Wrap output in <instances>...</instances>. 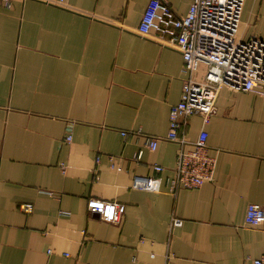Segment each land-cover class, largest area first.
Segmentation results:
<instances>
[{
	"label": "crops",
	"instance_id": "obj_1",
	"mask_svg": "<svg viewBox=\"0 0 264 264\" xmlns=\"http://www.w3.org/2000/svg\"><path fill=\"white\" fill-rule=\"evenodd\" d=\"M166 1L184 16L193 0ZM148 3L0 0V264H252L264 254V223L245 221L248 204L264 208L263 98L223 87L206 126L189 117L178 134L208 131L215 179L170 193L182 146L166 137L188 73L181 53L136 33ZM241 35L264 39V0H245ZM137 175L161 176V190L133 188ZM90 198L124 204L121 220L91 213ZM174 217L183 224L172 228Z\"/></svg>",
	"mask_w": 264,
	"mask_h": 264
},
{
	"label": "built area",
	"instance_id": "obj_2",
	"mask_svg": "<svg viewBox=\"0 0 264 264\" xmlns=\"http://www.w3.org/2000/svg\"><path fill=\"white\" fill-rule=\"evenodd\" d=\"M55 2L61 5L64 0ZM244 4L245 0H193L187 14L178 16L166 0H149L141 22L135 29L139 35L152 38L181 53L188 73L180 101L171 107L170 131L166 137L182 146L176 158L175 175L167 179L168 190L172 194L180 189L199 188L207 182H213L217 170L218 158L210 153L209 134L205 128L192 142L179 136L178 131L188 125L189 117L200 115L206 126L216 113V101L223 87L251 92L264 101V39L256 35L242 37ZM128 134V131H122V135ZM65 140L70 142L72 135L68 134ZM158 140L147 136L146 144L155 150ZM187 144L192 148L186 149ZM140 156L141 153H138L136 158ZM112 167L121 170L114 163ZM164 169L162 165H154L158 173ZM162 183L161 176L137 175L132 187L159 192ZM87 207L91 213L113 223L121 220L126 209L122 203L97 198H90ZM21 208L31 212L33 204L25 203ZM245 221L250 226L264 223V208L255 203L248 204ZM182 224L183 220L177 217L171 221L172 228ZM65 256L69 254L65 253ZM252 264H264V254L252 259Z\"/></svg>",
	"mask_w": 264,
	"mask_h": 264
}]
</instances>
